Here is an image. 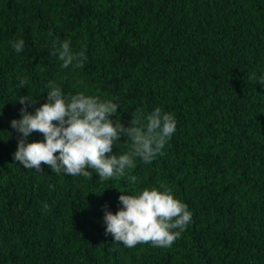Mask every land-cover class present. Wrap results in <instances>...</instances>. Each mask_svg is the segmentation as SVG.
Masks as SVG:
<instances>
[{
	"label": "trees",
	"instance_id": "16d2710c",
	"mask_svg": "<svg viewBox=\"0 0 264 264\" xmlns=\"http://www.w3.org/2000/svg\"><path fill=\"white\" fill-rule=\"evenodd\" d=\"M55 39L83 49L84 66L61 67ZM261 76L264 0H0V264H264ZM49 81L65 98L112 100L125 126L159 107L176 131L124 177L25 168L10 121L17 97L37 98L28 111L47 101ZM123 151L121 141L113 154ZM163 185L191 213L171 247L105 234V205L116 212L121 194Z\"/></svg>",
	"mask_w": 264,
	"mask_h": 264
},
{
	"label": "clouds",
	"instance_id": "9594fccd",
	"mask_svg": "<svg viewBox=\"0 0 264 264\" xmlns=\"http://www.w3.org/2000/svg\"><path fill=\"white\" fill-rule=\"evenodd\" d=\"M12 47L20 53L25 42L15 40ZM52 54L58 55L63 68H82L86 60L83 49L75 51L69 41L58 39L52 41ZM258 83L264 86V76L258 78ZM17 87H27V80L20 78ZM48 89L47 101L34 111H28V106H34L37 98L29 94L17 97L22 105L21 115L10 121L11 128L19 134L14 161L28 169L43 171L42 165H47L57 174L63 171L86 178L94 171L101 181L124 177L126 170L135 168L136 158L150 163L176 131L174 116L159 107L147 114L137 110L125 126L117 115L119 106L112 100L84 92L65 98L52 81L48 82ZM34 132L44 139L29 141ZM121 141L126 151L117 156L113 154L114 147L120 146ZM129 179L135 182L136 177ZM163 187V191L145 188L121 194L116 212L105 205V234L128 248L149 243L171 247L191 221V213L167 185Z\"/></svg>",
	"mask_w": 264,
	"mask_h": 264
}]
</instances>
